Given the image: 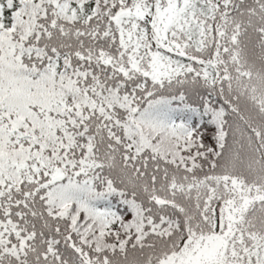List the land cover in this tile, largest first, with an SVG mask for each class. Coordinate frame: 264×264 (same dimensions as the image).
Masks as SVG:
<instances>
[{
    "label": "snow or ice",
    "instance_id": "6c2138e0",
    "mask_svg": "<svg viewBox=\"0 0 264 264\" xmlns=\"http://www.w3.org/2000/svg\"><path fill=\"white\" fill-rule=\"evenodd\" d=\"M0 264H264V0H0Z\"/></svg>",
    "mask_w": 264,
    "mask_h": 264
}]
</instances>
